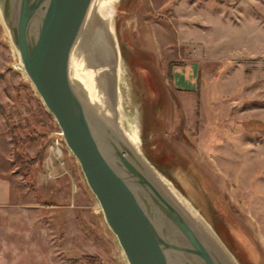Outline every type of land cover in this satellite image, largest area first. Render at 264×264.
I'll return each instance as SVG.
<instances>
[{
	"label": "rangeland",
	"instance_id": "1",
	"mask_svg": "<svg viewBox=\"0 0 264 264\" xmlns=\"http://www.w3.org/2000/svg\"><path fill=\"white\" fill-rule=\"evenodd\" d=\"M135 1L107 9L111 19L124 15L131 41L119 52L118 122L152 167L149 155L160 163L172 154L160 174L233 262L260 264L264 0ZM17 62L0 16V264H89L87 255L92 264H128L74 155L60 137L61 154L49 150L58 125ZM153 142L161 153L151 154ZM14 146L24 159L42 149L44 158L25 176Z\"/></svg>",
	"mask_w": 264,
	"mask_h": 264
},
{
	"label": "water",
	"instance_id": "2",
	"mask_svg": "<svg viewBox=\"0 0 264 264\" xmlns=\"http://www.w3.org/2000/svg\"><path fill=\"white\" fill-rule=\"evenodd\" d=\"M110 1L0 0V16L20 66L78 161L127 263L235 264L161 183L118 122L120 51L113 16L103 9ZM74 52L93 73L96 102L71 76Z\"/></svg>",
	"mask_w": 264,
	"mask_h": 264
},
{
	"label": "bare ground",
	"instance_id": "3",
	"mask_svg": "<svg viewBox=\"0 0 264 264\" xmlns=\"http://www.w3.org/2000/svg\"><path fill=\"white\" fill-rule=\"evenodd\" d=\"M131 2H132V0H131ZM129 4L127 5V7L129 6ZM127 7L125 6V8H127ZM108 8H109V4H106L103 9L106 11ZM117 10H119V11L122 12L124 10V7L121 5V6H119V8ZM123 17H124V15H122V14H115V16L113 15V20L112 21H113V24H114L113 25V27H114V34L117 36V39H118V42H119V51H123V50L126 51V49H129V51H131L130 50V48H131V41H129V39L126 41L125 38H123V36H122V30H121V28H122V24H123V21H124L123 20ZM139 38H141V37H139ZM133 51L136 54L138 53L136 50H133ZM15 65L17 66V68H20L21 69L19 62H17ZM84 65H85V59H84V57L81 58V54L80 53L74 52L73 53L72 60H71V64H70V66H71L70 67L71 68V76H72V78H73L74 81H77L76 84L87 94V96L89 97V99L92 100V101H94V102H96L97 101V98H98V90H97V88H96V86L94 84L93 73L91 72V70L86 69L84 67ZM22 72H23V70H22ZM58 135L61 138V132H59L57 134V136ZM152 135L149 134L148 141H151L152 140L151 138L152 137H155L153 133H152ZM160 147H161V149H160ZM163 148H164V146H163L162 142H161L160 146H159V143L154 144V142H153V143L150 144V149H151L150 152H151V154H153V152H154V154L155 153H157V154L158 153H161V150L163 151ZM151 156L152 155H149V161L152 163L153 167L156 169V170L155 169L154 170L157 173V177L161 180V183L169 191H171V193H173L176 197H178V199H180L183 202V199L180 196L181 193H178L177 187L174 185L176 188H173L171 186L170 181H168L167 178H165L167 176L164 177L162 174H160V172L164 173L163 165H169L170 164V160L173 159L172 154L167 153V155L166 154L163 155L162 161H160V163H156L154 161V159L151 158ZM161 163H163V164L161 165ZM175 167H177V166H175ZM183 204H184V202H183ZM186 208H188L190 210L191 214L194 213L193 210H191L189 207L186 206ZM210 208L213 209L212 206H210ZM197 213L198 214H201L198 209H197ZM197 213H194L193 215L196 216ZM208 226H210V225L208 224ZM260 264H264V259L263 258L260 259Z\"/></svg>",
	"mask_w": 264,
	"mask_h": 264
},
{
	"label": "trees",
	"instance_id": "4",
	"mask_svg": "<svg viewBox=\"0 0 264 264\" xmlns=\"http://www.w3.org/2000/svg\"><path fill=\"white\" fill-rule=\"evenodd\" d=\"M0 110H2L1 108V105H0ZM13 127V126H11ZM11 139H12V136H11ZM13 145H16L15 143V140H13ZM24 155V154H23ZM23 155L21 153H19L17 150H16V147L14 146V149H13V153H12V161L16 162L17 164V167L22 169V170H25L23 171V175H27L28 174V167L30 166V164H32L33 162L35 161H39L41 162L44 158V151L43 149L42 150H39L36 154L34 155H31L30 157H28L27 159L23 158ZM90 255H87V256H84V258L87 260V262L89 264H92L93 263V259H91V257H89ZM77 259H74V261H76Z\"/></svg>",
	"mask_w": 264,
	"mask_h": 264
},
{
	"label": "crops",
	"instance_id": "5",
	"mask_svg": "<svg viewBox=\"0 0 264 264\" xmlns=\"http://www.w3.org/2000/svg\"><path fill=\"white\" fill-rule=\"evenodd\" d=\"M140 2V0H137V1H135V3H136V5H138L139 4V2ZM128 2H131V0H123V4H122V6L125 8V6L127 7V5L129 4ZM134 2V1H133ZM135 5V6H136ZM137 7V6H136ZM135 8V7H134ZM154 32V34H153V37L155 38V40L156 41H158V44H159V50H160V47H161V43L159 42V40H161V34H156V32L155 31H153ZM157 35H159V38L157 37ZM186 69H189V72L191 73V78H192V80H194L195 79V73H193V70H192V67L191 68H189V67H185V70ZM185 70H183V71H181V72H183L184 74H186L185 72H187V73H189L188 72V70L187 71H185ZM183 76V75H182ZM183 78L184 79H187L188 78V76H187V74H186V76H183ZM176 79V78H175ZM176 81H180V80H176ZM196 83V80H195V82H194V84ZM188 85L187 86H189V87H192V85L190 86V83H187ZM178 85V84H177ZM178 86H180V85H178Z\"/></svg>",
	"mask_w": 264,
	"mask_h": 264
},
{
	"label": "built area",
	"instance_id": "6",
	"mask_svg": "<svg viewBox=\"0 0 264 264\" xmlns=\"http://www.w3.org/2000/svg\"><path fill=\"white\" fill-rule=\"evenodd\" d=\"M60 132V130L58 132H56V136L51 138L52 139V144L49 145V150L56 153V155H60L61 154V141L59 138V135L57 136V134Z\"/></svg>",
	"mask_w": 264,
	"mask_h": 264
}]
</instances>
